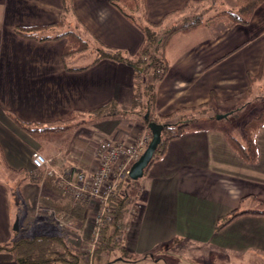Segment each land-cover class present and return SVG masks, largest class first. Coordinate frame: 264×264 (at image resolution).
<instances>
[{
    "label": "crops",
    "instance_id": "0c3cea01",
    "mask_svg": "<svg viewBox=\"0 0 264 264\" xmlns=\"http://www.w3.org/2000/svg\"><path fill=\"white\" fill-rule=\"evenodd\" d=\"M195 1L200 0H143L148 21L167 28L181 22L185 16L179 15L186 9L181 10ZM71 4L92 48L97 47L95 39L129 58L138 57L144 36L110 0H71ZM62 14V0H0V169L13 175L14 182L34 171L35 150L54 160L55 171L92 172L101 140L130 144L145 128L143 120L130 113L136 79L130 65L109 59L95 62L96 51H91L89 62L78 65L77 58L86 52L64 59L65 38L40 42L15 32L56 24ZM45 32L55 35L62 30L53 27ZM165 56L169 67L156 84L155 117L197 108L208 102L211 93L226 116L244 112L252 96L246 93L250 79L258 75L264 56V2L247 25L215 17L174 34ZM112 103L114 113L107 114ZM104 107L105 115L96 114ZM74 113L87 120L82 118L83 124L60 138L42 142L28 136L9 116L24 123H55ZM221 120L216 116L188 127L137 181L140 192L124 249L138 259L126 260L122 251L114 250L116 262L228 264V254L264 255V216L243 215L215 231L217 221L231 211L260 210L264 205V126L255 137L257 161L248 164L230 148ZM57 189L26 180L18 190L17 201L26 207L22 219L33 214L36 230L47 232L43 235L60 232L34 215L36 210L42 206L66 212L73 204ZM97 210L96 204L90 205L84 227L64 233L73 252L85 253ZM16 218L19 233L13 230ZM31 232V225L21 226L19 215L12 213L8 187L0 180V245ZM0 264L20 263L0 254Z\"/></svg>",
    "mask_w": 264,
    "mask_h": 264
},
{
    "label": "trees",
    "instance_id": "16d2710c",
    "mask_svg": "<svg viewBox=\"0 0 264 264\" xmlns=\"http://www.w3.org/2000/svg\"><path fill=\"white\" fill-rule=\"evenodd\" d=\"M200 0L194 3L189 2L187 6L181 10L184 11L195 3H201ZM215 1V0H213ZM264 2V0H236L235 8L232 10L221 9L214 17L202 20V13L199 15L191 14L185 16L182 21L194 19L191 22L173 27H164L162 22L152 24L147 19V13L143 0H110V4L114 6L124 17L131 21L144 36V44L136 59L129 58L124 52L109 48L103 44L96 43L97 51L94 61L109 59L116 62H122L130 65L135 74V87L132 99L130 113L136 115L143 120L145 127L154 122L163 126L161 132V142L158 145L149 166L145 169L144 174L150 169L151 165L160 160L166 153L168 144L178 139L182 133L190 126L201 123L203 121L214 120L215 117H198V109L207 107L210 103H219L215 94L211 93L208 102L191 109L179 110L174 114L167 116H154L155 109V88L156 84L168 70V61L165 56V48L170 38L181 31H188L196 28L213 18L226 19L232 23L247 25L254 11ZM63 14L61 20L53 25L45 27L32 28H16L17 35L34 39L40 42L46 40L66 39L62 57L64 59L77 54L85 53L89 50V42L76 31H62L55 35L46 34L45 30L57 27L61 29L68 18H72L80 25L72 10L71 0H62ZM180 23V22H179ZM264 79V56L257 76L250 79V88L256 81ZM264 101V98H262ZM107 114L114 113L115 104H110ZM109 108V107H108ZM106 108L99 109L96 114L105 115ZM189 113L188 115H186ZM75 113L61 122L55 123H24L18 118L9 114V116L17 123V125L34 140L57 139L63 136L70 128L68 126H60L59 124L71 121L75 117ZM175 120L176 122H171ZM83 121L76 123L75 127L83 124ZM264 126V109L256 117L248 119L242 126L241 137L236 138L227 134L226 139L230 148L245 163L254 164L257 161V149L255 137L259 130ZM21 172V171H20ZM29 180L31 183L48 184L55 189L58 188L54 178H50L43 172L32 171L23 181ZM60 190V189H57ZM140 187L137 181L128 180L121 182L116 192L107 201L108 211L102 216L98 225L97 239L94 243L93 254L88 256L90 259L96 254H108L114 250H120L124 254L126 260L135 261L138 258L127 253L124 249L126 244V232L131 222V213L135 211L138 202ZM71 201V199H70ZM72 202V201H71ZM73 203V202H72ZM260 210L239 211L233 210L225 216L221 217L215 226V231L219 232L236 218L243 215L264 216V205L260 204ZM87 204L78 201L73 203L70 208L65 210L55 207L57 215L61 216L64 223L70 226L78 227L81 230L86 222L85 212ZM19 233V231H18ZM89 242V241H88ZM88 242L85 245L88 246ZM176 241L174 242V244ZM86 246V247H87ZM0 254H6L12 260H16L20 264H79L85 253L80 251H72L71 245L68 243L67 236L60 232L55 236L37 235L33 237L22 236L12 241L9 245H0Z\"/></svg>",
    "mask_w": 264,
    "mask_h": 264
},
{
    "label": "rangeland",
    "instance_id": "374dc122",
    "mask_svg": "<svg viewBox=\"0 0 264 264\" xmlns=\"http://www.w3.org/2000/svg\"><path fill=\"white\" fill-rule=\"evenodd\" d=\"M235 4H236V0H215V1L206 0L203 3L191 5L179 16H182L183 14L184 16H187V15L190 16L191 14L199 15L200 13H202L203 15L202 20L206 21L208 17H214V15L217 14V12H219L221 9L222 10L223 9L225 10L234 9L236 7ZM193 20L194 19L192 18L189 20L181 21V22L179 21L180 23L178 22V25H183ZM79 28L81 27H79V24H77L75 20H73L72 18H68L65 21L64 26L61 28V30L62 31H65V30L66 31H69V30L76 31L78 34H81L84 37L83 33H81V29ZM85 39L89 42V50L86 51L85 54L77 58L76 64L78 65H83L89 62L93 58V52L91 51H97V48H98L96 47V49H94V47L93 48L91 47L90 38L88 36H85ZM69 61L71 62V58L69 59ZM257 83H258V86L254 87L253 86L254 84H253L249 93H247V95H252V96L249 102V106L246 108L244 112L226 116V111L222 109V107L219 106L218 103L212 102L207 107L198 109V114H199L198 117L205 118L208 116L209 118V117L218 116L222 119L221 120L222 124L224 123L226 124L224 126V129H226L227 134H230L231 136L236 137V138L241 137V129H242L243 124L248 119L258 116V114L264 109V101L262 100V98H264V79L257 81ZM188 114L189 113H187L186 115ZM82 118H85V117L75 115L73 120L68 121L66 123L59 124V125L68 126L70 128L68 131H70L71 129L75 128V125L77 122L79 121L84 122ZM42 141H44V139L38 140L37 142H42ZM35 151L40 152L39 150H35ZM1 169H0V180L3 181L5 185L8 187V190L10 193V206H11L12 213L19 215L21 226L27 224L29 226L31 225L32 227V232L30 234H26L25 236L33 237L37 235L47 234V232H41L38 229L36 230L35 225H38V222L35 219H33V214L27 215L25 217L26 219L24 218L25 220L22 219V214L26 207L23 205V202L21 203L22 206H20L19 205L20 201H17V198L18 197L20 198L19 196L20 192L18 190H19L20 185L23 183L22 176L16 177V182H14L13 181L14 176L10 175L11 177H9L8 174L5 173V171H3V168ZM57 213L58 212H56L52 208H45L41 206L40 209L36 210L34 215H38V217L39 216L44 217L45 220H48L49 222H51V224L54 225L52 227L55 228L59 232L74 233L76 231L77 232L79 231L78 227L70 226L69 224L64 223L62 221L61 216L57 215ZM41 220L42 219H38L39 222H41ZM27 229L26 230L24 229V232H27ZM89 243H90V240L85 250L86 253L89 248ZM86 255L89 256L90 254H86ZM228 255L230 256L229 257L230 259L228 258L229 260L227 261L228 264H264V255L262 254H242V255L241 254H228ZM92 257L93 259H90L88 257L82 258L80 264H120L119 262H116L117 258L115 256V253L113 252L106 254V255L96 254L95 256H92ZM59 264H63V263H59Z\"/></svg>",
    "mask_w": 264,
    "mask_h": 264
},
{
    "label": "built area",
    "instance_id": "2783aa9c",
    "mask_svg": "<svg viewBox=\"0 0 264 264\" xmlns=\"http://www.w3.org/2000/svg\"><path fill=\"white\" fill-rule=\"evenodd\" d=\"M151 140L149 130L145 127L140 136L132 143L125 144L114 140L103 139L95 151L96 169L92 172L80 171L72 174L55 171L53 159L46 158L40 152L31 154L34 171L43 172L54 178L57 186L68 195L73 203L81 201L90 205L96 204L98 210L93 218V232L86 254H93L97 239L98 225L107 209V201L116 192L121 182L131 180L129 170L138 161Z\"/></svg>",
    "mask_w": 264,
    "mask_h": 264
},
{
    "label": "water",
    "instance_id": "95a60500",
    "mask_svg": "<svg viewBox=\"0 0 264 264\" xmlns=\"http://www.w3.org/2000/svg\"><path fill=\"white\" fill-rule=\"evenodd\" d=\"M148 130L151 135V140L138 161L133 163L129 170V178L132 181H138L144 176L145 169L149 166V163L161 142V132L163 130L162 125L150 122L148 124ZM18 223V218H16L13 224V230L15 232L18 231Z\"/></svg>",
    "mask_w": 264,
    "mask_h": 264
}]
</instances>
